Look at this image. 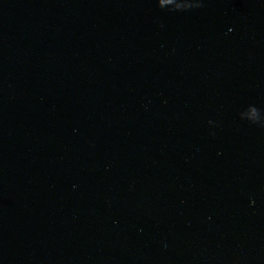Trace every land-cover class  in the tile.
Listing matches in <instances>:
<instances>
[{
    "label": "water",
    "instance_id": "obj_1",
    "mask_svg": "<svg viewBox=\"0 0 264 264\" xmlns=\"http://www.w3.org/2000/svg\"><path fill=\"white\" fill-rule=\"evenodd\" d=\"M0 264H264V0H0Z\"/></svg>",
    "mask_w": 264,
    "mask_h": 264
}]
</instances>
